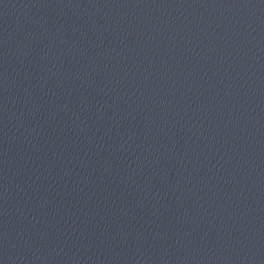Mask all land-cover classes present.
Wrapping results in <instances>:
<instances>
[{"label":"water","instance_id":"95a60500","mask_svg":"<svg viewBox=\"0 0 264 264\" xmlns=\"http://www.w3.org/2000/svg\"><path fill=\"white\" fill-rule=\"evenodd\" d=\"M0 264H264V0H0Z\"/></svg>","mask_w":264,"mask_h":264}]
</instances>
